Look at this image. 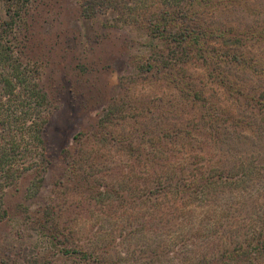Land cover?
<instances>
[{"label": "rangeland", "instance_id": "1", "mask_svg": "<svg viewBox=\"0 0 264 264\" xmlns=\"http://www.w3.org/2000/svg\"><path fill=\"white\" fill-rule=\"evenodd\" d=\"M87 1L0 0V53L52 108L0 264H264V0Z\"/></svg>", "mask_w": 264, "mask_h": 264}, {"label": "trees", "instance_id": "2", "mask_svg": "<svg viewBox=\"0 0 264 264\" xmlns=\"http://www.w3.org/2000/svg\"><path fill=\"white\" fill-rule=\"evenodd\" d=\"M96 0H88L87 6L83 7V13L89 15L88 5H92ZM174 18L167 12L159 18L158 23L151 25V33L154 30L164 33L168 32ZM9 26V24H7ZM175 29L169 32L168 37L171 42L187 40L185 34ZM1 33V32H0ZM1 43V37H0ZM1 49V47H0ZM0 222L8 216L7 210L3 207L2 191L9 185L17 182L29 171H41L48 163L45 152L43 132L49 120L52 108L49 105L47 92L38 81L33 79L30 83L24 84L25 67L21 69L19 64L12 60L11 56L0 53ZM19 70L21 73H19ZM17 71V72H16ZM28 76V75H27ZM16 82V83H13ZM16 87L18 89L16 90ZM14 104V105H13ZM129 143H127L128 145ZM125 198L130 196L131 190L124 189ZM153 193H158L157 188H153ZM143 192L138 193L140 197ZM131 199V197H130ZM57 232L58 229H56ZM55 231V232H56ZM56 232V234H57ZM60 233V232H59ZM55 236L47 234L46 242L53 244ZM62 255L70 252L81 254L83 259L89 260L92 254L80 249L63 247ZM72 254V253H70ZM165 252L157 251L154 258L162 263ZM102 264V260L98 261Z\"/></svg>", "mask_w": 264, "mask_h": 264}]
</instances>
